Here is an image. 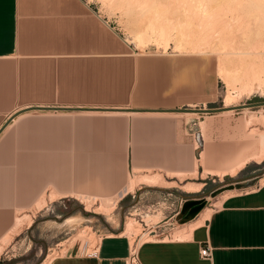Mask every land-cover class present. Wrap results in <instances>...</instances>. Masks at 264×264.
I'll return each instance as SVG.
<instances>
[{
    "label": "crops",
    "instance_id": "obj_1",
    "mask_svg": "<svg viewBox=\"0 0 264 264\" xmlns=\"http://www.w3.org/2000/svg\"><path fill=\"white\" fill-rule=\"evenodd\" d=\"M105 26L114 31L95 9H83L75 0H0V130L13 119L0 134L1 211L4 205L8 211L10 204L12 162L16 165L17 195L24 202L33 201V205L44 192L49 195L51 187H56L59 199L80 196L104 203L105 195L114 193L113 197H120L119 203L135 194L128 189L138 175L166 173L177 178L194 172L197 157L193 151L197 149L192 145L185 153L174 148L183 137L177 124L182 118L172 115L162 119L158 115H170L165 110L106 104L107 96L121 92L122 77L119 60L107 59ZM88 31L97 38L92 49L83 44V33L87 36ZM133 64L135 84L127 91L130 100L136 101L137 68L135 61ZM71 114H77V121ZM38 117L40 120L34 119ZM41 117L48 120L42 121ZM121 117H133L131 140L127 142L119 126ZM101 138L103 144L99 143ZM93 142L98 145L95 147ZM128 145L132 146L131 152ZM11 146L22 151L14 153ZM86 147L91 155L73 151ZM27 148L35 151L27 153ZM27 154L33 155L27 158L31 163L26 162ZM40 156L43 158L39 160ZM92 156L103 162L95 164ZM117 156H122L124 163L118 170L112 166ZM30 178L39 182L30 184ZM215 204L220 205L214 206L212 214L185 238H173L171 229L166 239L145 242L140 250L142 264H264V185ZM170 217L167 213L160 224L172 222ZM1 223L4 236L10 229L9 218L5 227L3 220ZM122 233L101 237L95 256L71 250L50 264H126L128 240ZM206 247L212 249L211 259L201 257Z\"/></svg>",
    "mask_w": 264,
    "mask_h": 264
},
{
    "label": "rangeland",
    "instance_id": "obj_2",
    "mask_svg": "<svg viewBox=\"0 0 264 264\" xmlns=\"http://www.w3.org/2000/svg\"><path fill=\"white\" fill-rule=\"evenodd\" d=\"M75 1H77L80 7H82L83 9H86L87 6L95 9L98 14L105 20V22H108V24L114 30L112 31L110 28L105 26L106 28L103 32V38L107 59H109L108 57H112V59L119 60L118 65L120 66L122 77V90L119 93L116 92L115 94H110L109 97L107 96L106 104L120 105L122 107L134 110H166L185 108L215 109L225 107L228 95H230L233 100L231 102L232 107L264 102V71L262 73L256 74L251 73L252 75H247L242 72V74L238 73L235 75L233 71V73L229 71L227 73L230 74L231 72L230 75L224 72V75L221 76V74L216 71V68L214 67L215 65L211 66L208 64V62L206 61L208 59L207 57L195 56L192 54V51L189 49V47L185 45H179V37L177 36L178 30L173 31L171 37L172 39L170 38L171 40H166L168 45L163 44L164 40L163 42H161V40L155 42L157 40L156 38L144 41V44L147 43L144 46L142 42L138 43L137 41L140 40H137V34L139 33V31H142L140 29H145L144 27H146V24L148 23V16H150V13L149 11L147 12L146 8L144 10V8H141V6H137L138 8L136 9V7L134 6L131 7L126 3H121L120 0H118L120 2L113 1L112 3L109 0ZM173 1L175 2L176 0H169V3ZM224 1L226 2L228 0H217L215 3L209 5V8L211 10L223 8L219 6L220 4L224 3ZM260 1L262 3L264 0ZM262 6L264 7V2L262 3ZM166 8L171 9L172 14L170 16H173L175 22L179 21L180 18L183 17L180 11L182 7ZM178 26L179 25L177 24V27ZM85 35L86 33H83V44H88L89 48L92 49L95 46L94 44H97V38L94 37V33L92 31H88V35ZM173 37L176 38L174 39ZM124 40L129 41L131 45L125 43ZM158 43L161 44L158 45ZM192 46L193 45H191L190 47ZM134 61L136 62L137 68L136 86L138 94L136 101L130 100L127 91L132 84H135L133 71ZM107 62H109V60H107ZM227 62V67L225 65L226 68L230 66L229 60ZM225 67L224 69L226 70ZM254 74L255 76L258 74V76L255 77L253 76ZM222 77H224V79L227 77L228 78L227 80H224ZM229 77L231 78V81ZM232 79L234 82L232 81ZM242 79H245V81H243ZM195 86H198L199 88L197 93H194L195 95H197V99H195V95H191L190 92L191 88ZM184 94L186 95L185 99L183 97ZM187 95L190 98H187ZM180 100L182 102H189L190 100V102H193V105H195V107L189 106L188 102L182 103ZM71 115L73 116V118H75V121H77V119L79 118L77 114ZM224 115L225 114H222V112L200 114L198 118L196 117L189 122H187L184 118L178 119L177 124L180 128V131H182L183 133V137L176 143V145L172 143L170 144L174 145V148H176L178 152L183 151L186 153L187 148H191L192 145L194 147L196 146L194 134L200 132L202 135H204L205 141L203 145V140L201 141V143H199L200 147L199 149L193 151V155L195 154V156L200 159V153L204 151L208 144L213 145L216 151L219 148V152L222 149L224 151L227 150V152H224L223 150L222 152H220L224 155L227 154L226 156L228 159L223 165L217 167L222 170H230L240 165L244 161L251 159L253 156L259 155V153L262 152L260 148L259 131L264 132V106L245 108L236 110L233 113H229L228 128H223L221 126V124L225 122ZM158 116L162 117V119L172 118V115L168 114H162ZM29 118L32 119L33 117ZM34 119L40 120L39 117ZM41 119L42 121H47L48 117H41ZM120 119L121 124H119V126L122 128L125 140H128V138L130 139V132L132 134V129H130V127L132 122L131 119H133V117H121ZM210 119L216 120V123H218L216 124V128L214 129L212 135H210L211 141L208 143L207 136L209 134L204 129L203 123H208ZM251 119L252 123H250ZM222 120H224V122ZM219 121L222 122L220 123ZM167 122H169V120H167ZM246 124L248 125V127ZM41 125L43 127L44 123H42ZM253 128H257L259 134L257 133L253 136H248L250 135L249 131ZM75 132L76 133H74V136L76 137L78 135V132ZM105 133L106 132H103V134ZM103 141V138H101V140H99V143L103 144ZM93 145L96 147L98 144L93 142ZM228 146L229 150L227 149ZM129 149L131 152L132 146H129ZM11 151L17 153L19 151L21 152L22 150L11 146ZM29 151L33 154L35 150L27 148L26 152L28 153ZM73 151L75 154L91 155V151L90 149H88V147L80 152H77V150ZM103 151L104 150L100 152ZM12 156L16 157L17 155L15 154ZM32 156L33 155L27 154L25 156L26 162L31 163V161H28L27 158H31ZM84 157L90 156L84 155ZM93 157L94 156H92L91 159ZM121 157L122 156H117V158H115L112 163V166H114L117 170L121 169L124 166L123 159H121ZM41 158H43V156H40L39 160ZM92 161H95V164H97V162L102 163L103 159L100 157L99 159L93 158ZM15 171L16 165H14V163L12 162L10 165V177L13 189L10 191L11 196L8 211L5 210V205L4 210H0V239L4 237L1 235L2 220L4 221L5 227L6 219L9 218V228L13 227L12 225L16 221V217L23 214H28L30 216V219L32 220L28 219L26 220L27 222L24 221L25 223L22 222V224L19 226L18 231L13 235L6 248L2 251L0 255V264H48L51 259H54L61 255H65L68 251L71 250H74L76 251V253L81 254L92 252L94 246L97 245V241H99L101 237L108 234H119L123 232L125 229V225L129 221V219L132 220L133 223H135L136 227H138L137 229H133L132 231L135 232L133 234L134 237L138 236V234L145 233V229H147L146 225L151 227L156 223H159L165 217V215H163L162 213H152L153 209H148L149 205L160 201L163 195V191H167V193L172 194L174 197L182 199L205 198L206 206L203 210L207 208L213 209L214 206L218 207L220 204L215 203L217 202V200H219V197L225 192L231 190H225L216 198H213L211 194L220 188L235 184L237 182L244 183L245 181L254 178H258V182H260L264 179V161L258 163L254 160H251L246 165V167L241 170L235 177L227 174L223 178L212 175H207L206 178H202L204 168L199 167V174L197 178L194 179L188 175L185 176L182 181L184 183H202L204 186L199 193H186L182 191L180 187H162L164 185H162L161 187H147L145 185L136 184L133 192L135 194L129 195L124 201L119 202L113 215L110 216L94 212L93 209H87L85 204L74 198H61L50 202L48 192L46 193V201L48 200L47 204L43 209L37 210L32 203L33 201L24 202L21 200L22 198H19V196L17 195L18 189L15 182L17 181ZM39 173L40 171L38 169L37 174ZM32 175L34 174L32 173ZM162 175L167 181H178L180 179V177H177L178 179L175 177L170 178L166 173H162ZM130 176H134L132 172ZM38 182L39 180L30 178L29 183L35 184ZM128 184L129 183L127 181V185ZM238 191L239 193H243L251 191V189H242ZM113 196L114 193L105 195L104 204L119 201L120 197ZM106 200H108V202H106ZM94 203L95 205H93V207L95 209L100 205L101 201H96ZM77 216H83L85 218L80 225L71 226L66 223L68 222V220ZM195 220L192 222H195ZM181 226L183 225H178V223H175L174 229L171 233H177L181 229ZM166 229L169 231L171 227H167L164 230ZM135 230L137 231V233ZM126 237H131L130 232L126 235ZM161 238L166 239V235L160 238L148 236L143 239V241L149 239L159 240ZM176 238L177 237H175V239ZM92 244V248H89Z\"/></svg>",
    "mask_w": 264,
    "mask_h": 264
},
{
    "label": "bare ground",
    "instance_id": "obj_3",
    "mask_svg": "<svg viewBox=\"0 0 264 264\" xmlns=\"http://www.w3.org/2000/svg\"><path fill=\"white\" fill-rule=\"evenodd\" d=\"M109 1L112 3L113 1L116 2L118 0H109ZM120 1L121 3L124 4L126 3L131 7L134 6L136 7V9L141 6V8H144V10L146 8L147 12L149 11L150 16H148V23L146 24L147 26L144 27L145 28L144 30L140 29L142 31H139V33L137 34L138 36L137 40L138 39L140 40L137 42L138 43L142 42L143 46L147 44V43L144 44L143 43L144 41L151 40L152 38L157 39L155 42H157L158 40L159 41L161 40V42H163L164 40L163 44L168 45L166 40H169L172 37L174 30H178L177 36L179 37L178 38L179 40L178 39L177 40L180 42L179 45L182 46L185 45L189 47V49L192 51V54L195 56L207 57L208 59L206 58L207 59L206 61L208 62V64L211 66L215 65L214 67L216 68V71H218L221 74V76L224 75L223 74L224 72L227 73L229 71L231 72L233 71L235 75L241 72L248 75L251 73L252 74L262 73L264 71V7L262 6V3L264 2L263 0L262 3L260 0H228L226 2L224 1V3H222L223 2L222 1L221 2L222 4H220L219 7H223V8H219V9L213 8L214 10H211L209 8V5L215 3L217 0H176L175 2L173 1L170 3L169 0H120ZM166 7H182L180 11L183 17L180 18L179 21L175 22L173 16H170L172 14L171 9L169 8L167 9ZM177 24L179 25L178 27ZM160 44L158 43V45ZM191 45L193 46L190 47ZM228 60L230 66L226 68L227 67L226 64H228L227 62ZM224 67L226 68V70L227 69L229 70L226 71ZM255 74L253 76H255ZM256 76H258V74ZM222 78L224 79V77ZM227 78L225 79L227 80ZM243 81H245V79ZM198 90H199L198 86L191 88L190 90L191 95L197 93ZM188 95L187 98H190L188 97ZM196 96L197 95H195L194 97L195 99H197ZM183 97L185 99L186 95L184 94ZM232 101L233 100L231 96L228 95L226 99L225 108L232 107L231 106ZM183 102L187 103L188 101H183ZM188 104L191 107H195V105H193V102L192 101L190 102V100ZM234 111L235 110H227L222 112V114L223 113L225 114L224 115L225 122L224 120H222L224 123L221 124L223 128L229 127V113H233ZM169 114L178 115L180 118H184L187 122L191 121L196 117L198 118L200 116V114L197 112H180V113L174 112ZM250 121H251L250 123H252V119ZM217 123L216 120L213 119H210L208 123L205 122L203 123L204 129L209 134L207 136L208 143L211 141L210 135H212L214 129L216 128ZM253 123H254V119H253ZM257 133H258V129L253 128L249 131L250 135L248 136H253ZM259 133L258 134L260 139V148L262 152H260L259 155L253 156L251 159L244 161L240 165L230 170L229 169L222 170L217 168L218 166L223 165L228 160L226 156L227 154L225 155L221 154L220 152H222L223 149L219 152L218 147H217L218 150L216 151L213 145L208 144V146L204 149V151L200 153L201 155L200 159L197 158L195 160L194 172H192L191 174L178 175V177H180L179 183L167 182L163 179V176L159 174L141 175V176L138 175L137 177L131 180L130 182L131 185L128 190L134 191L136 184L138 185L147 184L152 186L164 185L166 187H180V189L186 193H199L204 186L202 183L182 182L183 178L188 175L194 179L197 178L199 167L204 168L202 178H206L207 175L219 176L220 178H223L227 174L232 177H235L241 170H243L246 167V165L251 160H254L258 163L264 161V132L259 131ZM204 141H205V137L203 135L202 145L204 144ZM196 146L195 149H199L200 147L199 143L196 142ZM227 149L229 150V146ZM225 151L227 152V150ZM173 175L174 174H169L170 177ZM258 184L264 185V179L258 182ZM255 188L256 187H253V189L252 188L249 189H251L252 191ZM236 194H239L238 190L234 189L231 191H227L224 194H222L219 197V199L220 200L225 199ZM46 196L47 194L46 192H44L42 194L41 199L38 200L37 203H35L34 207L37 210L43 209L47 204L48 200L46 201ZM48 197H49V201L52 202L54 200L59 199L61 195L57 192L56 187H51ZM77 198H79L78 200L86 205L87 209H93L94 212L109 216L113 214L118 203L117 201H114L115 203L113 202L107 204L100 203V205L94 209L93 207V205H95L94 203L95 201H93L94 199L91 201L88 198H84L80 196H78ZM210 214H212V209L207 208L203 210L198 216V218L195 220V222H191V223L189 222L186 225L181 226V229L177 233H174L173 235L174 238L175 237L179 239L185 238L187 236L186 235L187 232H191L195 227L201 225L204 222V220L210 216ZM28 219H30V216L28 214H23L21 216L16 217V221L12 225L13 227L10 228L8 233L0 239V255L8 245L9 241L12 239L13 235L18 231L19 226L22 224V222ZM84 219L85 218L82 216H77L68 220V222L66 223H68L71 226H78L83 222ZM137 228L138 227H136L135 223H133L132 220L129 219V221L125 225V229L122 234L126 236L130 232V235L134 236L133 234L135 232L132 231L133 229H137ZM138 235H142V240L148 237V233H141ZM100 241L101 240L97 241L98 242L97 245L100 243ZM147 241H152V240L149 239ZM92 246L93 244L89 248H92ZM52 260L53 259H51L50 262ZM50 262L48 264H50Z\"/></svg>",
    "mask_w": 264,
    "mask_h": 264
},
{
    "label": "built area",
    "instance_id": "obj_4",
    "mask_svg": "<svg viewBox=\"0 0 264 264\" xmlns=\"http://www.w3.org/2000/svg\"><path fill=\"white\" fill-rule=\"evenodd\" d=\"M194 139L197 143H201V141L203 140V135L200 132H198V133L194 134ZM257 186H258V184L255 187H257ZM183 203H184L183 199H177L172 194L167 193V194L162 195L160 201H158L156 203H152L151 205H149L148 209H150V210L153 209L152 213H162L165 216L167 213H169V215L171 216L170 220H172V222L167 224V226L161 225L160 224L161 221L159 223H156L155 225H153L151 227L146 225L147 229H145L146 230L145 233H148V236H151L154 238H160L164 235H166V237H167L168 234H166V233L168 230L167 229L164 230V229L167 227H171V229H174V224L178 223L177 216L180 213V210L182 208ZM198 216L195 219H197ZM179 225H181V224H179ZM126 238L128 240V255L126 257V264H142V262L140 260V250H141L142 245L145 242H147V240L143 241L142 235H138L136 237L131 236V237H126ZM154 241H157V240H154ZM98 245L93 248L92 252H86L84 254H86L88 256H95L97 253ZM200 254H201V257L203 259H211L212 249L210 247L203 248L201 250Z\"/></svg>",
    "mask_w": 264,
    "mask_h": 264
},
{
    "label": "water",
    "instance_id": "obj_5",
    "mask_svg": "<svg viewBox=\"0 0 264 264\" xmlns=\"http://www.w3.org/2000/svg\"><path fill=\"white\" fill-rule=\"evenodd\" d=\"M264 106L263 103H255V104H248V105H240V106H234L230 108H215V109H191V108H185V109H168L165 110V112L169 113H180V112H197L199 114H210V113H219L224 112L227 110H241L245 108H254V107H260ZM42 110H68V111H76V110H83V111H113L114 109H74V108H40ZM13 119H11L4 127L0 130V134L3 132V130L12 122ZM258 178L250 179L245 181L244 183L237 182L235 184L228 185L226 187L220 188L213 192L211 196L213 198H216L218 195L223 193L225 190H242V189H249L253 188L257 185ZM184 203L182 205V208L180 210L179 215L177 216V221L180 224H187L189 222H192L195 220V218L202 212V210L206 206V199H192V198H184Z\"/></svg>",
    "mask_w": 264,
    "mask_h": 264
},
{
    "label": "flooded vegetation",
    "instance_id": "obj_6",
    "mask_svg": "<svg viewBox=\"0 0 264 264\" xmlns=\"http://www.w3.org/2000/svg\"><path fill=\"white\" fill-rule=\"evenodd\" d=\"M192 199H195V198H192ZM198 199H200V198H198Z\"/></svg>",
    "mask_w": 264,
    "mask_h": 264
}]
</instances>
